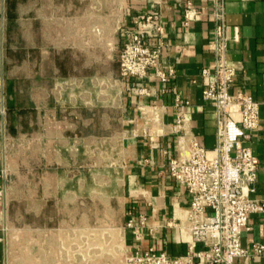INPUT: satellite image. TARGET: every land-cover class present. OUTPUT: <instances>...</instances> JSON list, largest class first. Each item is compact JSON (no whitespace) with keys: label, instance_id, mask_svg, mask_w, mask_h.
<instances>
[{"label":"rangeland","instance_id":"374dc122","mask_svg":"<svg viewBox=\"0 0 264 264\" xmlns=\"http://www.w3.org/2000/svg\"><path fill=\"white\" fill-rule=\"evenodd\" d=\"M120 7V0H11L1 50L3 264H129Z\"/></svg>","mask_w":264,"mask_h":264},{"label":"crops","instance_id":"0c3cea01","mask_svg":"<svg viewBox=\"0 0 264 264\" xmlns=\"http://www.w3.org/2000/svg\"><path fill=\"white\" fill-rule=\"evenodd\" d=\"M10 0H0V108L4 105L2 41L9 16ZM198 14L187 24L183 22L184 0H120L116 28L122 37V28L144 24L146 13L158 12L164 27L158 69L168 75L162 81L148 68L144 77L121 76L118 73L117 95L121 107V193L124 221L122 239L127 255L142 253L152 246L169 255L186 251L188 236L181 222L185 218L190 194L168 171V161L177 154H185L187 146L178 149V142L186 143L196 136L205 148V155H214L216 126L212 105L202 97L201 91L211 79L203 68L214 63L213 28L214 0H192ZM19 3L17 9L22 10ZM51 3V9H53ZM225 23L227 62L237 68L229 91L242 89L259 104L258 126L251 132L248 145L258 157L257 178L252 197L264 198V0H222ZM220 11V9H219ZM37 13V12H36ZM82 25V34L89 26ZM74 20L68 25L73 41L78 39ZM153 46L156 38H147ZM85 46V44H84ZM171 69L172 73L169 74ZM145 88V92L140 89ZM183 103L185 120L175 129V102ZM235 120L239 115H234ZM5 127L0 112V264H3L1 215L4 209L2 194V143ZM145 215L144 223L137 227L126 224L129 218L137 221ZM248 228L241 233V241L248 249L255 241H264V216L252 212L247 217ZM197 242L195 248H202ZM253 264H264V253L252 256Z\"/></svg>","mask_w":264,"mask_h":264},{"label":"built area","instance_id":"2783aa9c","mask_svg":"<svg viewBox=\"0 0 264 264\" xmlns=\"http://www.w3.org/2000/svg\"><path fill=\"white\" fill-rule=\"evenodd\" d=\"M214 17L218 19L213 28L214 63L203 68V74L211 79L202 89V97L213 107L216 144L214 155L207 157L205 148L196 136L178 142V149L187 146L185 154H177L168 161V171L183 184L190 194L189 206L181 222L188 236L186 251L169 255L152 246L142 253L134 252L126 257L129 264H253L252 256L264 253V241H255L248 249L242 244L241 233L247 229V217L252 212L264 216V198L252 197L257 178L258 157L248 145L251 132L258 126L259 104L242 89L229 91L237 68L227 62L225 23L222 0H214ZM220 9V11H219ZM198 14L192 0H184L183 22L187 24ZM164 27L157 11L145 14L141 26L122 28V47L118 53L121 76L144 77L148 68L162 81L168 75L158 69L163 42ZM147 38H156L151 46ZM172 73L171 69L168 72ZM145 92V88L140 89ZM175 129L181 128L185 114L183 103L176 98ZM1 114L4 108H0ZM239 115L235 120L234 115ZM145 215L137 221L129 218L128 226L137 230L144 223ZM200 242L202 248L196 249Z\"/></svg>","mask_w":264,"mask_h":264},{"label":"trees","instance_id":"16d2710c","mask_svg":"<svg viewBox=\"0 0 264 264\" xmlns=\"http://www.w3.org/2000/svg\"><path fill=\"white\" fill-rule=\"evenodd\" d=\"M8 5H9V7H10V5H11V0H10V1H8Z\"/></svg>","mask_w":264,"mask_h":264}]
</instances>
